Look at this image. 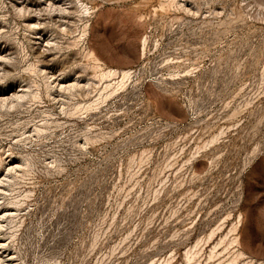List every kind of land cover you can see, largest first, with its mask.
I'll return each mask as SVG.
<instances>
[{
    "label": "rangeland",
    "instance_id": "374dc122",
    "mask_svg": "<svg viewBox=\"0 0 264 264\" xmlns=\"http://www.w3.org/2000/svg\"><path fill=\"white\" fill-rule=\"evenodd\" d=\"M0 264H264V0H0Z\"/></svg>",
    "mask_w": 264,
    "mask_h": 264
},
{
    "label": "bare ground",
    "instance_id": "6f19581e",
    "mask_svg": "<svg viewBox=\"0 0 264 264\" xmlns=\"http://www.w3.org/2000/svg\"><path fill=\"white\" fill-rule=\"evenodd\" d=\"M127 73V72H126ZM126 73H125V75H126ZM127 75H128V73H127Z\"/></svg>",
    "mask_w": 264,
    "mask_h": 264
}]
</instances>
